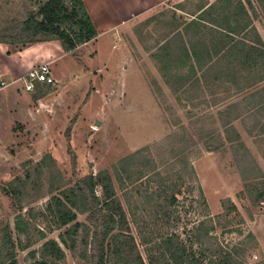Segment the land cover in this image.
Masks as SVG:
<instances>
[{
	"label": "rangeland",
	"instance_id": "1",
	"mask_svg": "<svg viewBox=\"0 0 264 264\" xmlns=\"http://www.w3.org/2000/svg\"><path fill=\"white\" fill-rule=\"evenodd\" d=\"M45 1L0 0V33L35 14ZM220 1L178 0L171 7L192 13L207 2L222 12L225 3ZM226 13L217 17V24L221 23L223 29L246 30L241 39L263 52L264 0H230ZM161 15H157L161 19L154 26L145 25L148 20H134L127 32L111 34L97 59L94 45L79 46L63 59L62 66L50 67L53 82L46 87L36 84L27 92L23 81L1 86L0 242L7 227L17 264H29V253L38 251L42 242L22 251L18 240L25 242L16 234L15 217L33 209L36 218L32 223L46 233L45 241L59 242V234L65 229L56 230L47 214L46 220L39 214L46 213L50 199L59 197L63 189L103 172L111 178L127 220V229L112 235H122L119 241L129 245L132 258L138 255L149 264L147 251L151 250L155 264H172L158 257L167 238L197 264L229 260L230 264H264V201L255 202L264 186V137L248 130L249 122L264 121V115H251L240 96L237 103L243 107L241 117L247 123L240 125L238 121L233 129L218 114L219 105L209 106L200 116H187V110L174 108L170 100L158 99L155 112L138 109L134 98L139 88L133 85L129 92L124 91L122 58L129 55L135 60L138 49L142 54L144 46L152 49L157 44L163 37L161 31L167 29V18ZM235 15H239V21L233 26ZM149 28L155 33L149 34ZM149 57L140 60L147 67L139 73H151V77L156 73L157 79L156 64ZM259 67L253 75L264 76V65ZM243 68L238 67L239 72ZM205 80L202 77L200 89ZM198 84L191 87V92L202 99L215 88L223 91L222 79L204 85L201 92ZM11 190L19 193L18 200ZM95 194L102 199L100 187ZM77 222L87 224V216L77 214ZM33 234L36 241L38 234ZM84 238L80 229L69 240V244L74 242L73 250L61 246L63 264L89 261Z\"/></svg>",
	"mask_w": 264,
	"mask_h": 264
},
{
	"label": "crops",
	"instance_id": "2",
	"mask_svg": "<svg viewBox=\"0 0 264 264\" xmlns=\"http://www.w3.org/2000/svg\"><path fill=\"white\" fill-rule=\"evenodd\" d=\"M176 2L178 0H83L86 13L97 33L95 39L87 44L94 45L97 59L101 55V47L111 34L119 31L127 32L129 24L134 20H148L145 25L154 26L161 19L157 15L162 14L163 18H167L165 20L167 29L161 31L163 37L152 49L143 47L144 51L150 54L149 60L156 64L158 78L156 76L157 79H154L156 73L155 75L152 73V77L151 73L150 75L143 74V71L139 73L143 67H147L140 61L143 57L147 58L148 54L145 55L144 51L141 54L138 49L135 60L129 55L122 58L123 75L126 76L123 81L124 91L129 92L133 85L139 88L134 98L138 109L156 112L159 107L155 100L164 99L170 100L174 108L177 106L183 112L187 110L184 112L187 116H200L199 113H206L209 106L219 105L221 109L218 114L224 116L227 119L226 124L234 129L240 123V125L247 123L241 117L244 115V109L239 108L237 103L242 96V101H246L251 115L263 116L264 76L258 77L253 73L257 66H260L259 69L263 67L264 51L254 49L252 44H247L241 39L245 37L247 31L239 30V25H237L239 29H223L221 23L216 22L219 15L227 14L230 0L220 1L225 3L222 12L215 11L212 6L214 13L208 10L211 3L204 2L205 5L197 6L195 11L189 13L172 8L171 5ZM201 7H204L203 10H199ZM164 10L170 12L166 14ZM238 16L232 18V25L235 21H239ZM183 20H186V23H182ZM154 31H156L154 28L147 29L149 34L155 33ZM15 46L0 43V89L22 82L32 69L41 65H48L52 78L53 72L50 67L56 64L59 67V63L62 66L63 59L71 54L64 53L56 41L28 44L17 49L14 48ZM121 50L124 48L122 47ZM241 65L244 66L242 73L238 70ZM147 76H150V79H147ZM202 77L207 79L204 85H214L222 79L223 91L215 88L211 95L204 96L203 99L193 95L191 87L197 83H199L198 91L201 92L204 86L200 89L203 84ZM134 78L135 82H133ZM248 124L249 132L256 131L257 135L260 133V138L264 137L263 120Z\"/></svg>",
	"mask_w": 264,
	"mask_h": 264
},
{
	"label": "trees",
	"instance_id": "3",
	"mask_svg": "<svg viewBox=\"0 0 264 264\" xmlns=\"http://www.w3.org/2000/svg\"><path fill=\"white\" fill-rule=\"evenodd\" d=\"M212 9V6L208 7L209 11ZM96 36V30L86 13L83 0H46L35 14H30L23 22L1 31L0 43L20 44L23 48L28 44L56 41L64 53H72L77 47L89 43ZM46 86L48 85L44 84V87ZM107 176V173L103 172L99 177L96 176L97 178L88 175L78 180L73 186L60 191L59 197H52L46 207V213L39 214L42 220H46L47 216L50 217L56 230L65 229L62 234H59V242L53 239L45 241L46 233L37 229L32 223L36 218L33 209L27 210L25 216L18 214L15 217L16 234L22 236L25 242L18 240L22 251L32 248L37 242H42L38 251L29 253L31 259L29 264H63L65 253L61 246L64 249L73 250L74 242L71 241L69 244V240L80 229H83L85 233L84 246L89 248L90 257L86 264H145L140 256L131 257L132 251L129 250V245L119 241L122 236L120 233L112 235L114 231L127 229V220L112 188L111 178ZM97 187L101 188L102 199L95 194ZM10 194L16 200L20 197L14 190H11ZM263 201L264 186L255 199L257 204ZM77 214L86 215L88 223H78ZM48 232L51 233L52 230ZM33 233L38 234L36 241ZM0 245L2 248L0 264H17L14 244L7 227L2 231ZM161 245L163 252L158 254L160 259H166L172 264H197L183 248L170 243L169 239H164ZM157 247V251L160 252V247ZM86 252L84 257L85 254L87 255ZM147 256L149 264H155L151 250L147 251ZM229 262L230 260L218 264H230Z\"/></svg>",
	"mask_w": 264,
	"mask_h": 264
},
{
	"label": "built area",
	"instance_id": "4",
	"mask_svg": "<svg viewBox=\"0 0 264 264\" xmlns=\"http://www.w3.org/2000/svg\"><path fill=\"white\" fill-rule=\"evenodd\" d=\"M53 79L50 76L48 65H41L32 69L23 79L24 89L27 92L33 90L35 84H51Z\"/></svg>",
	"mask_w": 264,
	"mask_h": 264
},
{
	"label": "water",
	"instance_id": "5",
	"mask_svg": "<svg viewBox=\"0 0 264 264\" xmlns=\"http://www.w3.org/2000/svg\"><path fill=\"white\" fill-rule=\"evenodd\" d=\"M98 125H99V122L96 123V126H98Z\"/></svg>",
	"mask_w": 264,
	"mask_h": 264
}]
</instances>
